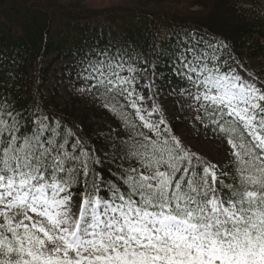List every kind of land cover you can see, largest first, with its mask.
Returning a JSON list of instances; mask_svg holds the SVG:
<instances>
[{
	"label": "snow or ice",
	"instance_id": "snow-or-ice-1",
	"mask_svg": "<svg viewBox=\"0 0 264 264\" xmlns=\"http://www.w3.org/2000/svg\"><path fill=\"white\" fill-rule=\"evenodd\" d=\"M69 66L115 126L90 137L38 86L0 93V264H264V69L185 28L147 50L98 39ZM166 96L223 157L176 134Z\"/></svg>",
	"mask_w": 264,
	"mask_h": 264
},
{
	"label": "trees",
	"instance_id": "trees-1",
	"mask_svg": "<svg viewBox=\"0 0 264 264\" xmlns=\"http://www.w3.org/2000/svg\"><path fill=\"white\" fill-rule=\"evenodd\" d=\"M103 5L107 7L95 8L88 0H0V93L31 103L38 86L51 112L79 124L91 137L115 123L87 98L74 94L68 73L77 49L98 39L101 45L109 39H130L147 50L173 30L198 29L226 39L241 60L264 69V0H105ZM192 6L198 10L191 11ZM63 87L68 101L59 105ZM164 99L177 135L221 144L210 132L198 135L186 123L190 114L181 110L180 99Z\"/></svg>",
	"mask_w": 264,
	"mask_h": 264
},
{
	"label": "rangeland",
	"instance_id": "rangeland-1",
	"mask_svg": "<svg viewBox=\"0 0 264 264\" xmlns=\"http://www.w3.org/2000/svg\"><path fill=\"white\" fill-rule=\"evenodd\" d=\"M88 1L90 3H92L93 7H95V8L107 7V6L103 5V1H105V0H88ZM110 2H112L113 4H116L117 2H124V0H110ZM109 9H113V8L111 7ZM190 10L196 11V10H198V8L192 6L190 8ZM63 64L64 63H60L57 66V68ZM53 86H54V82H53ZM53 86H52V83L51 84L49 83L48 85H46V91L50 93ZM61 93L63 95L62 98L57 100L59 105L68 101L64 87L61 89ZM183 139L195 151H197L198 153L202 154L203 156H205L209 159L219 160L221 157H223L225 155V146L222 144H219L215 141H210V140H205V139L194 140L193 137H184Z\"/></svg>",
	"mask_w": 264,
	"mask_h": 264
}]
</instances>
